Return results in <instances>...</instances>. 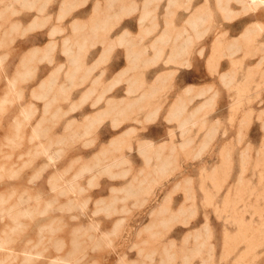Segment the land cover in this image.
Segmentation results:
<instances>
[{
	"label": "rangeland",
	"instance_id": "1",
	"mask_svg": "<svg viewBox=\"0 0 264 264\" xmlns=\"http://www.w3.org/2000/svg\"><path fill=\"white\" fill-rule=\"evenodd\" d=\"M244 4L264 0H0V264H264V59H244L264 28L245 50L228 33ZM117 52L139 62L105 74Z\"/></svg>",
	"mask_w": 264,
	"mask_h": 264
},
{
	"label": "crops",
	"instance_id": "2",
	"mask_svg": "<svg viewBox=\"0 0 264 264\" xmlns=\"http://www.w3.org/2000/svg\"><path fill=\"white\" fill-rule=\"evenodd\" d=\"M243 6L244 7L241 8V9H233L235 13L236 12L243 11L244 14L235 15L234 17H232V19H230L228 21V33H229V31H233V32H231L232 34L229 33V37L233 39V40L232 39L229 40V42L243 43L244 44V50H245L246 47L250 48V46H248L247 44H251L249 41H251L250 37L252 35H249V32L253 28H255V26L257 24L261 25L264 28V5H261L259 7H254L253 5H250V4H244ZM0 10H2V9H0ZM1 34H0V42H4L5 36L7 35V32L4 31V35H1ZM261 34H263L262 35L263 37L260 38V40H259V48H260L259 55L258 56H254V57L244 56V59L245 58L264 59V31H262ZM131 38L134 39V37H131ZM101 41H103V40H101ZM25 42L28 43V40H26ZM210 43L212 44L213 43V40H212V42L210 41ZM30 49L32 50L31 52H36L37 53L40 49H42V45L41 44L40 45L39 44H32ZM105 49L103 47H101L99 49V52L97 53L98 56H96L97 54H95L94 57H93V60H91L90 63H87L86 62V64H85L86 67L85 68L90 69V70L92 68H95L97 66L98 62L100 60H103V58H104L103 56L105 54V52H104ZM131 49L134 50V51L136 50L135 48H133V46H132ZM131 49H129V48L126 47V50H125L126 53L129 54V52H130ZM122 56H121V53H118L117 52L116 57L113 58V59H111V61L109 62V65H108L109 67L104 68V72H105V69H106V72H107L105 74H108V71L109 70L110 71L112 70L111 71L112 73H110L111 75H113V73H114L115 76H123V75L127 74V72L129 71V66L126 64V60H128L127 62H130V58H131L134 61L133 64L135 63V65L139 62V60L133 59L132 58V55L130 56V58H128V55H127L126 58H128V59H125L124 56L122 58ZM76 59H77V63L75 62V63H72L71 64V62L69 61L70 62V66H71L70 69H74L75 68V65H76L77 66V71H78L80 68H82L84 66L81 63V59H79V58H76ZM151 68H153V67H149L148 68V71L150 70V72H151V70H152ZM77 71L74 72V74H77ZM104 72L102 70L101 73L100 72H98V73L101 75L102 73L104 74ZM167 72H169V71H166V69L165 70H160L159 73H158V76L159 77L160 76H164L165 77V76L170 75V73H167ZM154 76H155V74H152V77H154ZM177 76L183 77V81H182V78H181V82L179 83V87L182 90V89H184L185 87L188 86V82H187L188 81V79H187L188 71L187 70H183V68H181V69H179V71H177ZM152 85H154V84H152ZM8 89L10 90V85L8 86ZM153 89L156 90V88H153ZM102 109H99V110H102ZM99 110H97L95 112H86L88 114L86 116H91V115L95 114L96 112H98ZM123 134L124 133L121 132V131H119V132L118 131L111 132L110 135L107 132L99 131V132H97V135L95 133V135L97 136V137H95V139L97 138L98 141L100 140V141H106V142H107V140H111V142L116 141L117 142L116 144H118V141H120V137H122ZM37 136H38V133H36V137ZM9 137L10 136L8 135L7 138H9ZM150 140H157V138L156 137H153V138L151 137ZM111 142H110V144H111ZM104 148H106V147H104ZM104 148L102 150H104ZM116 149L118 150V146H117ZM37 153H39V152H37ZM40 153L43 154L42 151ZM101 154H104V151H101ZM20 212H26L27 213L29 211H28V209H23ZM57 245L58 244H56L53 247L54 250H57L58 249V246ZM38 249H39L38 251H42L43 252L45 250V247H43V246L40 245V247H38ZM18 250L19 251H22V252L32 253V251L30 250V248L26 244H21L20 245V248ZM10 251L15 252L17 250L16 249H10ZM57 257L58 256L53 255L49 259L50 260H54ZM51 262H55V260L54 261H51Z\"/></svg>",
	"mask_w": 264,
	"mask_h": 264
},
{
	"label": "bare ground",
	"instance_id": "3",
	"mask_svg": "<svg viewBox=\"0 0 264 264\" xmlns=\"http://www.w3.org/2000/svg\"><path fill=\"white\" fill-rule=\"evenodd\" d=\"M196 16H197V14L195 15V17H196ZM66 38H67V37H66ZM64 39H65V38H64ZM65 40H66V39H65ZM67 41H68V39H67L65 42H67ZM65 50H67V52H69V50H70L69 46H66V47H65ZM9 83H10L9 85H10V87H11V89H12V87H14V81H10ZM24 112H25V111H23V113H24ZM26 115H27V113H26ZM26 115H25V116H26ZM34 130H35V129H34ZM34 130H32V131H34ZM44 150H46V149H44Z\"/></svg>",
	"mask_w": 264,
	"mask_h": 264
}]
</instances>
